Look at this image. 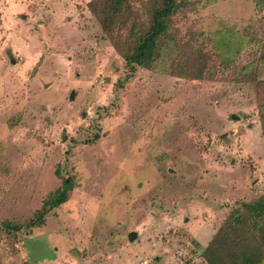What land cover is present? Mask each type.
Returning a JSON list of instances; mask_svg holds the SVG:
<instances>
[{"label":"rangeland","instance_id":"rangeland-1","mask_svg":"<svg viewBox=\"0 0 264 264\" xmlns=\"http://www.w3.org/2000/svg\"><path fill=\"white\" fill-rule=\"evenodd\" d=\"M90 1L0 0V264H208L264 194V0H177L172 57L132 76Z\"/></svg>","mask_w":264,"mask_h":264},{"label":"trees","instance_id":"trees-1","mask_svg":"<svg viewBox=\"0 0 264 264\" xmlns=\"http://www.w3.org/2000/svg\"><path fill=\"white\" fill-rule=\"evenodd\" d=\"M258 3V1L256 0ZM258 5V4H257ZM128 0H91L88 9L97 19L102 31L110 39L114 49L121 53L124 66L132 76L137 68L157 72L172 57L174 48L168 40L171 19L180 8L177 0H148L147 24L133 21L124 38L117 29L127 28V18L133 13ZM163 73V72H162ZM166 74V73H165ZM264 134V132H263ZM95 135L94 141L98 139ZM94 141H90L91 143ZM72 178L63 181L61 188L43 201L41 209L26 226L35 228L45 221V215L66 200ZM231 235L218 245L208 247V264H264V194L255 200L242 202L228 218ZM8 231L19 230V225L3 224Z\"/></svg>","mask_w":264,"mask_h":264},{"label":"water","instance_id":"water-1","mask_svg":"<svg viewBox=\"0 0 264 264\" xmlns=\"http://www.w3.org/2000/svg\"><path fill=\"white\" fill-rule=\"evenodd\" d=\"M129 238L130 240H133L135 238V234L134 233L130 234Z\"/></svg>","mask_w":264,"mask_h":264}]
</instances>
